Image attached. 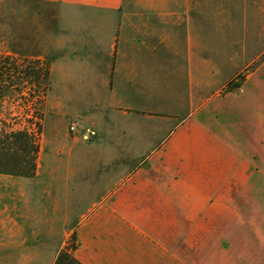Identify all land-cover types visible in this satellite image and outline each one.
I'll use <instances>...</instances> for the list:
<instances>
[{
    "label": "crops",
    "instance_id": "obj_1",
    "mask_svg": "<svg viewBox=\"0 0 264 264\" xmlns=\"http://www.w3.org/2000/svg\"><path fill=\"white\" fill-rule=\"evenodd\" d=\"M34 1L58 6L39 57L63 134L34 176L0 172V264H53L72 235L85 264H264V50L205 94L202 13L153 0L129 43L125 0Z\"/></svg>",
    "mask_w": 264,
    "mask_h": 264
},
{
    "label": "rangeland",
    "instance_id": "obj_2",
    "mask_svg": "<svg viewBox=\"0 0 264 264\" xmlns=\"http://www.w3.org/2000/svg\"><path fill=\"white\" fill-rule=\"evenodd\" d=\"M151 1H124L121 13L125 14L123 23L129 43L134 35L136 38L146 35L151 42ZM169 6L175 11L188 10L203 15L205 94L216 88L221 93L228 92L229 86L241 82L247 71L256 64L257 56L261 58L264 50V0H188L187 3L185 0H171ZM57 10V5L40 1L0 0V54L48 59L51 65L50 58L39 55L49 49L52 19ZM208 60L219 67L208 66ZM49 90L50 79L47 91L42 92L38 103L33 102L31 94L25 93L15 95L2 104V114L14 126L24 125L34 112L41 111L40 146L43 133L45 140H51L55 134H63L55 131L59 126L46 107ZM73 122L77 125L76 132L70 130ZM87 132L93 133L86 131L77 117L67 122L66 134L70 137L78 136L90 141L92 137H84Z\"/></svg>",
    "mask_w": 264,
    "mask_h": 264
},
{
    "label": "trees",
    "instance_id": "obj_3",
    "mask_svg": "<svg viewBox=\"0 0 264 264\" xmlns=\"http://www.w3.org/2000/svg\"><path fill=\"white\" fill-rule=\"evenodd\" d=\"M50 74L51 65L48 59L0 54V172L2 173L27 177L35 175L43 115L38 110L28 117L24 125L14 126L2 114V104L15 95L21 96L25 93L31 94L33 102L38 103L42 92L47 91ZM242 81L231 84L229 91L239 88ZM76 248L74 235L60 250L53 264H85L76 257L74 253Z\"/></svg>",
    "mask_w": 264,
    "mask_h": 264
},
{
    "label": "built area",
    "instance_id": "obj_4",
    "mask_svg": "<svg viewBox=\"0 0 264 264\" xmlns=\"http://www.w3.org/2000/svg\"><path fill=\"white\" fill-rule=\"evenodd\" d=\"M70 130L72 131V132H76V130H77V125H76V123L75 122H73L71 125H70ZM95 135V133L93 132V133H91V132H87V134H84V137L85 138H90V137H93Z\"/></svg>",
    "mask_w": 264,
    "mask_h": 264
}]
</instances>
